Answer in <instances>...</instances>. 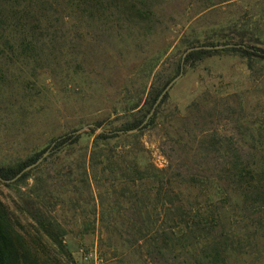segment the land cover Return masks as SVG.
<instances>
[{"label":"rangeland","instance_id":"1","mask_svg":"<svg viewBox=\"0 0 264 264\" xmlns=\"http://www.w3.org/2000/svg\"><path fill=\"white\" fill-rule=\"evenodd\" d=\"M14 1L40 27L0 29V168L79 138L21 182H0L17 230L40 238L30 193L71 182L77 200L63 192L42 214L65 231L74 264L91 253L102 264H264V61L222 52L185 63L154 123L122 133L190 48L264 50V0ZM195 213L209 224L196 227Z\"/></svg>","mask_w":264,"mask_h":264},{"label":"trees","instance_id":"2","mask_svg":"<svg viewBox=\"0 0 264 264\" xmlns=\"http://www.w3.org/2000/svg\"><path fill=\"white\" fill-rule=\"evenodd\" d=\"M40 5L46 4V0H40ZM21 4L19 2H15L14 0H0V29L4 30H13L14 33L18 32H27L30 28L32 31L39 26H32L29 19V11L20 10ZM41 20V19H40ZM214 47L213 45H209ZM205 47V46H204ZM196 48V47H192ZM191 49V48H190ZM187 52V51H186ZM233 53L240 55L243 58H251L255 57L264 61V50H256L254 52H249V50L243 47H225L224 49L215 50V49H199L190 52L184 59L185 63L190 62H198L203 60L206 56L213 55L215 53ZM169 84V83H168ZM168 84L164 85V87L156 93L149 104L150 108L148 111L135 123L127 125L123 130V134H132L135 132H140L146 126H150L154 123V120L157 118L158 115V108L160 105L165 101L167 98L168 93L164 96L161 103L158 107L154 110V107L157 103V100L168 86ZM154 110L152 116L150 113ZM147 121V124L143 126L144 122ZM106 133H103L101 139H104ZM78 136L74 134H69L57 139L54 143L51 152L49 154V158H45L43 163H46L48 159L54 156L60 149L75 144L78 141ZM51 150V151H52ZM44 155V154H43ZM43 155H39L35 159H30L23 164H19L18 166H14L12 168H0V177L3 179L4 182L0 181L2 184L6 185L7 183H19L22 180L28 177L29 171L25 172L20 178L16 181L14 180L21 172H23L28 166L36 163ZM104 157V152L101 151L92 157V163L94 159H99L100 157ZM109 157V156H108ZM96 161V160H95ZM60 176L65 178H71L72 174L61 170ZM112 175V174H111ZM112 177V176H111ZM124 179H131V178H124ZM91 177L88 176L87 171H84L83 174V184L85 185V193L88 198L92 196V187L90 183ZM43 179H39L38 182H43ZM64 187V186H63ZM69 189L66 191H59V193L55 194V190L46 188V185L43 188L38 187L37 192L36 189H33V192L30 193V197L34 200V205L37 204V209L33 212L32 216L35 221V225L37 226V235L41 237L47 238L48 241L56 248L59 255H62L66 258V262H61L60 260L56 259L55 256L50 255L47 251H45V247L42 243H39L40 238H33L30 239L26 235L20 233L14 221L10 215L9 210L0 200V264H74L70 253L67 251L66 246L64 244V235L65 231L61 228L59 223L55 221L54 218H51L47 213L45 215L42 214V205L49 207V203L51 200L56 199V205L63 203L62 199L64 197L63 192H66V197H69L70 201L77 200V189L76 187L70 182L68 184ZM47 189V190H46ZM35 192V193H34ZM84 193V194H85ZM80 194H83L81 192ZM72 195V197H71ZM63 196V197H62ZM71 197V198H70ZM37 199V200H36ZM264 202V192L262 197ZM36 202V204H35ZM196 217L200 218L201 221H198L197 225L206 223L209 224L207 220L203 221L201 213H195ZM209 229V228H208ZM40 233V234H39ZM57 257V256H56Z\"/></svg>","mask_w":264,"mask_h":264},{"label":"water","instance_id":"3","mask_svg":"<svg viewBox=\"0 0 264 264\" xmlns=\"http://www.w3.org/2000/svg\"><path fill=\"white\" fill-rule=\"evenodd\" d=\"M219 48H220V49H223L224 47L222 46V47H219ZM199 49H201V48H199V47H197V48H191V49L187 50V52H185L184 57H183V60H182V66H181V67H182V68H181L182 70H181L180 75L177 76L174 80H172V81L168 84V86L165 88V90L163 91V93L161 94V96L159 97V99L157 100V103H156V105H155V107H154V110L158 107V105L161 103V101H162V99L164 98V96H165V95L171 90V88L175 85V83H176L179 79L182 78V76H183V65H184V59H185V57H186L190 52H192V51H194V50H199ZM210 49H211V48H210ZM154 110L151 112V115H153ZM51 150H52V147L44 153V155L42 156V158H40L36 163H34V164L28 166L23 172H21V174H19V175H18L14 180H12V181H16V180H17L18 178H20L25 172L30 171V170L34 169L35 167H37L39 164H41V163L44 161V159L47 158V157L49 156V154L51 153ZM0 181L4 182L3 179H1V177H0Z\"/></svg>","mask_w":264,"mask_h":264},{"label":"built area","instance_id":"4","mask_svg":"<svg viewBox=\"0 0 264 264\" xmlns=\"http://www.w3.org/2000/svg\"><path fill=\"white\" fill-rule=\"evenodd\" d=\"M77 264H102V261L98 258L97 254L84 255L81 261Z\"/></svg>","mask_w":264,"mask_h":264}]
</instances>
